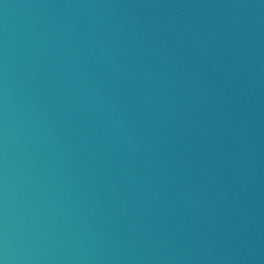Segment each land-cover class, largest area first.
Listing matches in <instances>:
<instances>
[{"label": "water", "instance_id": "95a60500", "mask_svg": "<svg viewBox=\"0 0 264 264\" xmlns=\"http://www.w3.org/2000/svg\"><path fill=\"white\" fill-rule=\"evenodd\" d=\"M0 264H264V0H0Z\"/></svg>", "mask_w": 264, "mask_h": 264}]
</instances>
